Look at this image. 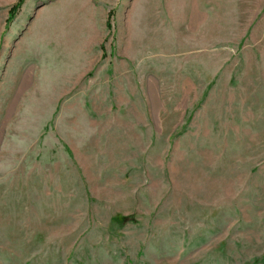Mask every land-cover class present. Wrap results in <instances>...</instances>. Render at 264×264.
Wrapping results in <instances>:
<instances>
[{"label":"rangeland","instance_id":"374dc122","mask_svg":"<svg viewBox=\"0 0 264 264\" xmlns=\"http://www.w3.org/2000/svg\"><path fill=\"white\" fill-rule=\"evenodd\" d=\"M0 0V264H264V0Z\"/></svg>","mask_w":264,"mask_h":264},{"label":"trees","instance_id":"16d2710c","mask_svg":"<svg viewBox=\"0 0 264 264\" xmlns=\"http://www.w3.org/2000/svg\"><path fill=\"white\" fill-rule=\"evenodd\" d=\"M24 3V0H19L10 10V16L8 19V23L11 24V22L15 19L17 12L19 11L20 7Z\"/></svg>","mask_w":264,"mask_h":264}]
</instances>
